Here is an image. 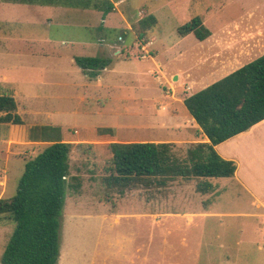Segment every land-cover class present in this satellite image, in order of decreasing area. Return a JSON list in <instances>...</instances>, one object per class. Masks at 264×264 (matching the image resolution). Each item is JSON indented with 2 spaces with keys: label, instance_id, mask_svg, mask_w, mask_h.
I'll return each mask as SVG.
<instances>
[{
  "label": "rangeland",
  "instance_id": "374dc122",
  "mask_svg": "<svg viewBox=\"0 0 264 264\" xmlns=\"http://www.w3.org/2000/svg\"><path fill=\"white\" fill-rule=\"evenodd\" d=\"M108 1L104 17L0 0V92L37 142L5 161L13 132L0 125V199L16 194L27 161L63 141L81 186L67 190L58 264H264V213L228 179H209L206 194L198 179L124 191L105 181L111 143H170L182 159L200 144L184 100L264 55V0ZM149 16L157 23L143 30ZM195 17L211 33L203 41L178 32ZM82 56L112 63L92 77L75 64ZM15 227L0 224V264Z\"/></svg>",
  "mask_w": 264,
  "mask_h": 264
},
{
  "label": "trees",
  "instance_id": "16d2710c",
  "mask_svg": "<svg viewBox=\"0 0 264 264\" xmlns=\"http://www.w3.org/2000/svg\"><path fill=\"white\" fill-rule=\"evenodd\" d=\"M17 3V0H14ZM40 6L94 9L110 14L108 0H18ZM149 16L141 28L154 26ZM181 36L193 34L203 41L210 31L202 18L195 17L180 27ZM75 64L87 75L96 77L111 59L96 56L74 57ZM184 105L209 142L200 143L182 159L170 143H111V166L105 177L108 188L120 191L139 186H165L178 178L198 179V191L214 189L212 178H231L237 163L223 159L215 147L264 120V55L184 100ZM15 99L0 92V123L23 124L15 113ZM73 145L52 143L26 162L18 190L10 199H0V224L14 222L15 230L1 258V264H58L61 252V218L67 190L80 191V183L71 184L70 153Z\"/></svg>",
  "mask_w": 264,
  "mask_h": 264
},
{
  "label": "crops",
  "instance_id": "0c3cea01",
  "mask_svg": "<svg viewBox=\"0 0 264 264\" xmlns=\"http://www.w3.org/2000/svg\"><path fill=\"white\" fill-rule=\"evenodd\" d=\"M261 33L263 34V31H259V34ZM252 37V35H247L243 38L247 40ZM226 48V50H228L229 46ZM214 57L217 58L218 53H216ZM215 62L216 61H213V64ZM236 68L237 67H234L233 69L236 70ZM0 125L9 127L11 132H13L7 143L9 147L6 149V155L4 156L5 161H9L11 158L16 157V154H18L16 150H20L27 145L33 147V145L37 143L33 142L28 135L27 130L29 126L25 127L24 125L11 124ZM21 130H23V134L18 135ZM197 136L200 137V141L198 140L199 143L209 142L199 131H197ZM215 149L223 159L235 161L237 163L235 177L226 178L228 179L227 184H236L241 188L242 193L240 196L243 200L247 198L254 210L264 213V120L253 126L249 131L243 132L217 145ZM3 154L4 152L0 147V156H3ZM7 172L6 166L0 164V195L5 192L4 188L6 186ZM209 181L212 183L211 180Z\"/></svg>",
  "mask_w": 264,
  "mask_h": 264
}]
</instances>
